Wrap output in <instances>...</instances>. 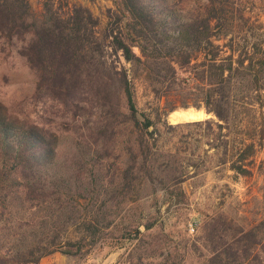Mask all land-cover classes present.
I'll use <instances>...</instances> for the list:
<instances>
[{"label": "trees", "instance_id": "16d2710c", "mask_svg": "<svg viewBox=\"0 0 264 264\" xmlns=\"http://www.w3.org/2000/svg\"><path fill=\"white\" fill-rule=\"evenodd\" d=\"M201 1L199 9L176 14L162 0H116L100 38L95 32L97 20L82 7H75L67 18L46 8L40 22L33 19L27 0H0L1 43L24 44L18 53L35 74L34 98L47 102L50 97L61 117L70 116L62 130L73 134L81 130V138L92 139L95 145L88 144L87 149L81 140L73 139V160L64 167L74 173L68 171L71 176L66 179L61 164L39 162L33 144L39 140L32 131L0 122V213H11L12 201L19 199L45 206L46 214L35 231L22 235L26 249L14 264H38L58 250L68 255L81 250L83 234L55 248L57 234L50 240L53 225L59 223L55 212V218L62 214L64 195L76 194L77 203L95 194L99 197L94 169H101L112 156L121 135H136L143 162L149 159L152 146L145 136H153L156 130L148 129L155 123L137 108V79L151 86L158 98L180 99L179 107H203L211 113L216 122L191 124L208 128L214 124L225 130L229 140L222 145V163L235 176L252 175L253 157L264 139L263 25L246 14L243 0ZM222 40L223 44L215 43ZM106 47L130 67L108 64ZM173 110L174 106L165 113ZM132 163L121 173L123 190L133 186L135 160ZM87 174L93 184L85 182ZM146 177L150 179L151 172ZM90 217L84 214L79 228L94 235L96 217ZM77 220L72 215L67 223ZM214 224L224 225L219 218L208 224L212 226L204 245L211 249L210 264H264V250L247 263L248 251L241 239L229 245L217 241L223 238L224 227Z\"/></svg>", "mask_w": 264, "mask_h": 264}, {"label": "rangeland", "instance_id": "374dc122", "mask_svg": "<svg viewBox=\"0 0 264 264\" xmlns=\"http://www.w3.org/2000/svg\"><path fill=\"white\" fill-rule=\"evenodd\" d=\"M27 1L33 19L40 22L46 8L62 18H67L75 7L87 9L97 20L95 32L100 38L116 2ZM162 1L176 14L199 9L202 5L201 0ZM241 5L246 14L252 20H258L264 29V0H243ZM108 42L106 40L105 44ZM215 43L223 44L224 41ZM23 45L21 41H16L14 46L2 45L0 40V122L32 131L39 140V144L33 143L39 162L61 164L62 177L67 179L71 176L68 171L74 173L64 167L72 163L73 142L78 138L87 149L88 144L94 148L95 145L92 139L81 138V130L77 134L62 130L67 127L70 116L61 117L50 97L45 98L47 102L34 98L35 74L18 53ZM133 51L139 54L136 47ZM104 55L108 64L117 68L130 67L120 54L112 55L109 47L105 48ZM135 99L137 108L155 123L148 129L156 130L153 136H145L152 146L147 156L149 159L143 162L142 149L134 142L136 135H121L113 147L112 156L103 161L101 169H94L97 174L95 182L87 174L85 182L95 183L99 197L96 198L95 194L84 200L78 199L77 203L76 194L64 195L62 214L55 218L58 214L55 212L54 220L59 223L53 225L50 235L51 240L57 234L55 248H61L66 240L75 241L82 234L85 237L83 247L74 255L58 250L40 258L38 264H210L211 249L204 243L209 234L208 227L212 226L208 224L218 218L224 225H214L223 226L224 231L221 234L223 238L217 241L229 245L235 239H241L248 251L247 263L257 255L262 256L264 139L253 157L252 175L235 176L222 163L225 158L222 145L229 140L226 131L219 130L214 124L211 128L204 124H191L206 120L216 122L211 113L203 107H179L180 99L158 98L152 87L140 79L135 81ZM187 102L192 104L193 100L188 98ZM173 106V111L165 113ZM179 112H199L202 115L197 120L171 122L170 116ZM133 160V186L130 190H123L121 173L133 164ZM147 172H151L150 179L146 177ZM11 205V213H0V264L17 262L15 257L26 249L22 235L35 231L46 215L45 206L30 205L19 199L13 200ZM50 206L57 210L56 205ZM87 212L92 220L96 217L92 222L96 226L94 235L79 228L78 222ZM72 215L78 220L71 225L67 220ZM194 223L196 231L190 234L188 227Z\"/></svg>", "mask_w": 264, "mask_h": 264}, {"label": "bare ground", "instance_id": "6f19581e", "mask_svg": "<svg viewBox=\"0 0 264 264\" xmlns=\"http://www.w3.org/2000/svg\"><path fill=\"white\" fill-rule=\"evenodd\" d=\"M201 113H195V112H179L172 114L170 116V121L173 123L181 122V121H189V120H197L201 117Z\"/></svg>", "mask_w": 264, "mask_h": 264}, {"label": "built area", "instance_id": "2783aa9c", "mask_svg": "<svg viewBox=\"0 0 264 264\" xmlns=\"http://www.w3.org/2000/svg\"><path fill=\"white\" fill-rule=\"evenodd\" d=\"M196 228H197V226H196L195 223H194V224H190L189 227H188V231H189V233H190V234H194L195 231H196Z\"/></svg>", "mask_w": 264, "mask_h": 264}]
</instances>
